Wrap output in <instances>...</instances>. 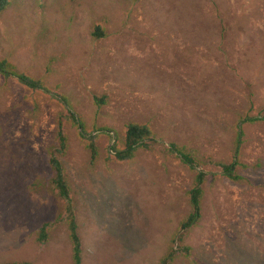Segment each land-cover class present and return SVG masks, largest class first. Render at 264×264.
<instances>
[{"label":"rangeland","instance_id":"374dc122","mask_svg":"<svg viewBox=\"0 0 264 264\" xmlns=\"http://www.w3.org/2000/svg\"><path fill=\"white\" fill-rule=\"evenodd\" d=\"M97 23L106 35L94 39ZM3 57L50 92L0 75V264H73L65 224L36 240L62 210L47 162L58 121L81 264H158L194 175L164 145L230 162L239 138L242 179L207 168L190 256L171 264H264V0H15L0 11ZM53 94L98 133L95 160ZM127 122L148 123L161 144L119 162L108 152Z\"/></svg>","mask_w":264,"mask_h":264},{"label":"trees","instance_id":"16d2710c","mask_svg":"<svg viewBox=\"0 0 264 264\" xmlns=\"http://www.w3.org/2000/svg\"><path fill=\"white\" fill-rule=\"evenodd\" d=\"M14 1L15 0H0V11L10 7ZM105 35V26L102 23L95 24L93 30L91 31V36L94 39H97ZM0 75L5 80L14 78L20 85L32 91L44 90L46 92H50L48 87H46L40 79L19 71L16 65L6 57L0 58ZM53 96L57 98L66 111L64 119L71 122L77 128H80L79 137L85 143V147L90 153L91 160H95L99 153V148L96 143L98 133H85L82 129L80 120L73 112L66 97L60 94H53ZM94 100L96 105H101L105 102L104 96H95ZM247 120L255 122L259 119L257 117H247ZM63 126V122L58 121L56 130L57 144L50 148L47 152V162L52 172L50 184L62 201V210L58 214L55 221H47L41 224L37 230L36 240L39 243L46 242L49 237V230L56 222L65 224L68 238L71 243L72 262L73 264H81L82 241L78 232L76 211L71 194V188L62 162V158L68 148V139ZM106 130L108 131V129ZM239 139H237V146H235L234 157L230 162L212 159L211 157L202 155L193 148L185 145H179L174 142L164 145V149L169 154L173 155L182 165L193 171L194 175L190 187L187 189L188 212L180 220L177 231L172 237L166 252L161 257L158 264H171L178 255L185 257L190 256L191 248L185 243V241L189 231L198 224L202 216L201 203L204 194L203 185L208 178H213L215 176V173L210 172L207 168L209 166L220 168L222 175L235 182L242 179V176L237 174L235 171L236 166L238 165L237 154L240 143ZM156 144L161 143L155 139V133L152 131L148 123L127 122L123 127V147L119 148L116 142H114L109 147L110 152H108V155L113 156V158L119 162H126L132 160L136 156L139 149L150 150ZM2 264L29 263L26 261H8Z\"/></svg>","mask_w":264,"mask_h":264}]
</instances>
